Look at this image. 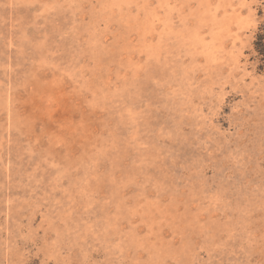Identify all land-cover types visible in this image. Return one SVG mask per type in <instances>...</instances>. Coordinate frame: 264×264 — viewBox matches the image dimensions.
I'll return each instance as SVG.
<instances>
[{
  "label": "rangeland",
  "instance_id": "rangeland-1",
  "mask_svg": "<svg viewBox=\"0 0 264 264\" xmlns=\"http://www.w3.org/2000/svg\"><path fill=\"white\" fill-rule=\"evenodd\" d=\"M264 0H0V264H264Z\"/></svg>",
  "mask_w": 264,
  "mask_h": 264
},
{
  "label": "trees",
  "instance_id": "trees-1",
  "mask_svg": "<svg viewBox=\"0 0 264 264\" xmlns=\"http://www.w3.org/2000/svg\"><path fill=\"white\" fill-rule=\"evenodd\" d=\"M256 51V59L259 61V69L264 71V23H262L257 31L254 41Z\"/></svg>",
  "mask_w": 264,
  "mask_h": 264
}]
</instances>
